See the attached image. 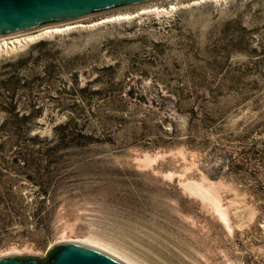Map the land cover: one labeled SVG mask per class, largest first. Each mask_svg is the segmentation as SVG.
I'll return each instance as SVG.
<instances>
[{
    "label": "rangeland",
    "instance_id": "1",
    "mask_svg": "<svg viewBox=\"0 0 264 264\" xmlns=\"http://www.w3.org/2000/svg\"><path fill=\"white\" fill-rule=\"evenodd\" d=\"M72 23L0 51V256L264 264V0Z\"/></svg>",
    "mask_w": 264,
    "mask_h": 264
},
{
    "label": "water",
    "instance_id": "2",
    "mask_svg": "<svg viewBox=\"0 0 264 264\" xmlns=\"http://www.w3.org/2000/svg\"><path fill=\"white\" fill-rule=\"evenodd\" d=\"M150 0H0V37L46 25L74 22L110 8ZM0 264H123L113 256L80 242L56 244L45 256L3 255Z\"/></svg>",
    "mask_w": 264,
    "mask_h": 264
},
{
    "label": "bare ground",
    "instance_id": "3",
    "mask_svg": "<svg viewBox=\"0 0 264 264\" xmlns=\"http://www.w3.org/2000/svg\"><path fill=\"white\" fill-rule=\"evenodd\" d=\"M126 15L127 14H125V13L124 14L112 15L110 17H106V20H103V21H107L108 19H120L122 17H125ZM100 22H102V21H100ZM97 23H99V22H97ZM72 24H75V23L66 22V23H63V24H55V25H50V26H45V27L39 28V29H37L35 31H28V32L18 33V34H14L12 36H9V37H0V51L1 50H7V49L10 50V49H14L16 47H21L22 45L27 44V42H29V41L31 42V40H33L35 38H38V37H41L42 35L49 34V33H54V32L56 33V32H60V31L62 32V30L70 29V28L76 26V25H72ZM32 32H35V33H32ZM193 185H195V184H193ZM197 187H199L201 189L200 186H197ZM193 188H195V187H193ZM201 194H205V193H201ZM213 200H215V199H213ZM214 203H215V201H214ZM218 206L216 205V209L218 211H220V208ZM100 241L98 239H96V237L93 238L92 236H90L88 239H86L85 243L84 242H82V243L83 244H87V245H91V246L103 251L104 253H107V254L113 256L114 258H116L117 260H119L123 264H142L141 262L137 261L136 259H134V258L126 255L125 253L119 251L121 249L117 250L116 249L117 247H115V246L113 247V246L109 245V243L106 244L107 242L104 243L103 241H101V242ZM111 253L115 254L116 257L114 255H112ZM6 255H10V254H6ZM118 257L121 258L122 260L119 259Z\"/></svg>",
    "mask_w": 264,
    "mask_h": 264
},
{
    "label": "built area",
    "instance_id": "4",
    "mask_svg": "<svg viewBox=\"0 0 264 264\" xmlns=\"http://www.w3.org/2000/svg\"><path fill=\"white\" fill-rule=\"evenodd\" d=\"M14 35V34H13ZM9 36H12V35H9ZM9 36H5V37H9Z\"/></svg>",
    "mask_w": 264,
    "mask_h": 264
}]
</instances>
